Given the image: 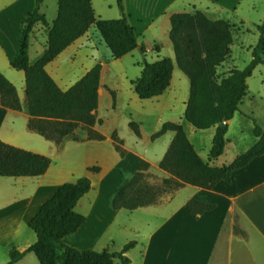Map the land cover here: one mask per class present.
<instances>
[{"label":"trees","instance_id":"1","mask_svg":"<svg viewBox=\"0 0 264 264\" xmlns=\"http://www.w3.org/2000/svg\"><path fill=\"white\" fill-rule=\"evenodd\" d=\"M43 0H36L33 11L23 21L19 48L11 66L25 74L26 108L30 114L28 127L47 140L56 143L73 135L80 126L89 127L84 141H103L105 136L91 128L98 121L99 88L101 86L102 63L91 67L79 80L63 90L47 70L74 41L83 36L92 25H96L106 46L115 59L122 58L140 46L137 32L124 11L123 0H117L122 17L98 19L91 0H58V15L48 31L47 46L34 62L29 59L30 36L37 22L48 24L40 11ZM260 37L252 51V60L243 69L234 68L229 75L219 79L217 68L231 53L233 26L225 19H211L205 12H176L171 15L170 39L174 47L175 61L190 81L189 98L184 117L196 129L215 127L209 157L217 159L227 144L228 121L240 110L242 99L248 93L247 79L257 65L264 63V21L257 25ZM157 49H159L157 47ZM174 60L163 57L154 62L144 61L140 76L133 81L134 91L141 99L158 97L171 85ZM113 101L116 92L111 90ZM0 105L21 110L22 104L16 86L0 72ZM253 134L258 140L230 163L214 166L206 162L189 139L184 126L175 121H166L151 135L154 141L168 131L174 136L159 162V167L170 177L161 185L147 181L149 163L142 160L137 170L118 191L112 202L113 209L135 210L157 205L161 195L174 187L190 184L212 189L219 181L231 182L234 170L247 166L255 157L264 155V126L253 118ZM137 136L141 135L139 124L129 123ZM111 138L116 150L124 155L123 139L114 131ZM74 141L80 139L73 135ZM52 163L46 154L27 150L0 139V176L35 177L44 174ZM100 165L87 167V171L98 173ZM93 188L88 176L61 184L54 194L39 208L28 226L37 239L24 251H10L6 264H15L25 254L33 252L40 264H115L118 257L123 264H130L126 253L137 245L130 240L121 251L109 248L79 249L64 242V238L76 232L85 222L86 216L76 207L80 199ZM215 207L212 203L190 198L186 209L193 219Z\"/></svg>","mask_w":264,"mask_h":264},{"label":"crops","instance_id":"2","mask_svg":"<svg viewBox=\"0 0 264 264\" xmlns=\"http://www.w3.org/2000/svg\"><path fill=\"white\" fill-rule=\"evenodd\" d=\"M91 2L98 19L108 20L122 17L117 0H91ZM35 3L36 0H0V72L17 87L19 84L23 90L18 92L22 104L21 110L0 105V139L27 150L46 154L51 157L52 163L48 170L39 176H0V264H6L10 260L11 249L24 251L36 241L37 236L28 226V222L61 184L75 181L82 176L90 177L93 185V188L80 199L76 207L77 211L86 216V220L76 232L66 236L64 242L79 249H96L95 240L106 231L109 223L103 224L100 215L96 218L95 214L101 212L102 204L111 209L114 197L126 183L127 178L131 176L130 171L125 175L126 178L122 175L121 180L117 181V177H120L122 161L115 147L110 150L107 146H102L101 141L91 140L69 141L59 148L54 141L47 140L29 129L30 114L26 108L25 74L22 70L13 68L11 62L18 52L23 21L33 11ZM123 4L129 23L136 29L139 45L145 47L144 54L153 53L152 62L163 57H171L175 60L174 47L170 39L173 13H194L196 10H201L211 19L229 21L233 29H237L233 33L231 53L227 57L231 62L233 60L232 47L236 40L239 39V44L244 45L242 30H254L264 21V0H123ZM41 12L46 15L48 24L37 22L33 28L29 49L31 63L43 54L47 46L48 31L58 15V0H43ZM96 33H99L102 38L96 25H92L83 36L51 62H55V81L63 90L68 89L70 85L62 79L63 71L59 65L63 60L60 57L71 56L70 62L75 61L76 58H87L95 47V41L90 39V36L94 35V38L98 39ZM37 35H41L42 41L40 49L35 48L36 55L33 57L31 49L37 42ZM259 37L258 31L255 36L256 41ZM156 46H160V49L155 50ZM135 51L142 54L141 48L138 50L137 47L123 57L131 55L138 61L139 56L132 54ZM51 63L47 65V68ZM91 67L82 74L84 75ZM175 71L174 67L171 85L166 91L172 89L175 76L181 78L180 74ZM101 89L102 83L99 94ZM165 93L158 98L162 99ZM251 97L247 93L242 99L240 110L228 121V133L238 115L245 114L250 118L253 117L259 125L264 126V116L263 120H257L254 117L255 108ZM246 99H249L248 103ZM164 101L167 103L166 99ZM167 108L171 110L172 106H162L163 110ZM252 126L254 127V124ZM204 130L209 131L211 143L205 148L210 152L215 127ZM168 132L164 147L158 150L157 164L174 136L173 131ZM257 140L258 138L254 135V140L243 151L225 160L226 151L230 145L227 141L224 153L209 163L214 166L228 164ZM93 151L96 153L91 155ZM198 153L200 154L199 151ZM201 157L203 158L202 155ZM94 164L100 165V172L87 171V167ZM93 177H98L100 180L99 191L104 187L108 190L104 194L105 201L94 197L93 191L96 187ZM114 177L117 183L110 182V186H107V183L104 185L108 178L113 179ZM186 185L191 186L194 194L185 198L183 202L175 203V199L165 202V204H172L169 205V214L165 217L163 226L157 229L158 231L153 230L146 236L145 256L141 264H264V155L257 156L247 166L234 170L231 182L221 180L212 189ZM190 198L212 203L215 207L200 214L198 219H193L186 209V202ZM88 205L89 208L92 207V213H86L85 209ZM119 210L114 209V216H118ZM94 218L96 219L93 220ZM160 231H162V239L156 240ZM110 242L112 239L104 243L101 249L110 248ZM138 243L139 241L137 245ZM130 250L127 252L128 255ZM15 264H40V262L33 252H29Z\"/></svg>","mask_w":264,"mask_h":264},{"label":"rangeland","instance_id":"3","mask_svg":"<svg viewBox=\"0 0 264 264\" xmlns=\"http://www.w3.org/2000/svg\"><path fill=\"white\" fill-rule=\"evenodd\" d=\"M236 31L237 29L234 28L233 33ZM241 34H244V45L239 44V39L236 40L232 47V62L227 58L226 61L217 68V77L219 79L229 75L228 73L234 68H245L252 60V51L258 41H256L255 38L258 34V29L255 27L254 30L252 29L250 31L242 30ZM95 35L98 36V39L94 38V35L90 36V39L95 41V47L94 51L89 53L87 58H76L75 61L70 62L71 56H68L67 58L60 57L63 61L59 66H61V70L63 71L62 79L67 85L71 86L83 76L82 73L90 66L93 67L98 62L103 65L101 72L102 89L99 94V105L97 109L98 121L91 129L105 136V139L101 141L100 144H102V146H107L110 150H112V147H115L111 135L116 131L118 136L123 139L122 149L124 150L123 156H121L116 150L122 161V169L119 173L120 177H117L118 180L115 177L113 179L108 178L107 181L104 182V185L107 183L106 185L110 186V182L117 183L115 182L116 180H121L122 175L126 178L125 175L129 174L131 171V176L126 180V182H128L142 160H146L149 163L146 174L147 181L151 185L159 186L165 178L170 177V175L162 170L156 162L158 150L164 147L169 132L162 136L160 140L159 138L154 141L151 139V135L158 131L166 121H175L184 125L188 137L194 143L204 160L206 162H212L214 159L209 157V150L205 148L211 143L209 140V131L196 129L184 119L185 106L190 92V83L188 77L178 67L174 58L175 72H178L181 78H177V76L174 77L172 89L166 91L162 99H159L158 97L141 99L134 91L133 81L140 76L142 70H140V67H142L144 61L152 62L153 53L141 54L138 53V51H135L132 54L136 57L139 56L138 61L131 55L115 59L99 33H96ZM41 41V35H37V42H35L33 49H31L33 57L36 55L35 48L40 49ZM157 47L160 49V46H156L155 50H158ZM154 52L156 54V51ZM47 70L55 79V62L51 63ZM247 84L248 94L250 97L252 96V105L255 108L254 117H256L257 120H263L264 63L257 65L252 76L247 79ZM16 88L17 92H21L22 88L19 84ZM111 90L116 92L115 103L113 101ZM165 99L167 100V103H165ZM248 100L249 99H246L247 103ZM164 105L172 106L171 110L168 108L163 110L162 106ZM131 121H135L139 124L141 131L140 136H137L130 127L129 123ZM252 121L253 117L250 118V116L245 114L238 115L234 119V123L227 134V141L230 145L226 151L225 160H228L233 154L243 151L245 147L254 140ZM89 129L90 128L87 126L80 125L74 131L73 135L77 136L80 141H84ZM73 135L65 137L59 143H55L60 148L67 142L74 141ZM103 151L109 153L107 150ZM95 153L96 152L93 151L91 155H94ZM107 158L109 159V157ZM93 181L96 187L95 191H93L94 197L101 201H105L104 194L108 192V190L104 187V189L101 188V191H99L100 180L98 177H93ZM193 194L194 190L191 186L182 185L177 188L174 187L161 195L160 202L156 206L132 211L122 209L119 210L120 213L118 216H114V209H112V207L109 209L105 204H102L100 208L101 212L98 214L96 213L95 217L98 218V215H100L101 221L103 219L102 223L105 224L108 222L109 224L101 237H98L95 240L96 249H101L104 243L109 239H112V242L109 243L110 245L108 244L110 247L109 249L111 251L119 252L127 241L136 239L139 241L138 245L130 250L129 255L126 254L131 258V264H141L145 256L144 253L147 242L146 236L149 235L151 231H155L159 227L161 228L165 217L169 214V205L172 204H165V202L170 200L174 201V199L175 203L183 202L185 198H188ZM85 211L86 213H92V207L90 206L89 208L88 205ZM161 233L162 231L159 232L156 240L162 239ZM115 264L123 263L118 257H116Z\"/></svg>","mask_w":264,"mask_h":264},{"label":"water","instance_id":"4","mask_svg":"<svg viewBox=\"0 0 264 264\" xmlns=\"http://www.w3.org/2000/svg\"><path fill=\"white\" fill-rule=\"evenodd\" d=\"M138 50H140V47H138Z\"/></svg>","mask_w":264,"mask_h":264}]
</instances>
